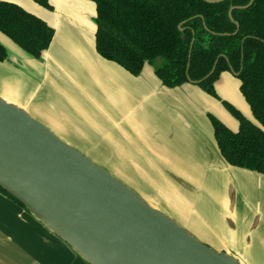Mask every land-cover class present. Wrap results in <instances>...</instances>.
Returning <instances> with one entry per match:
<instances>
[{
	"label": "crops",
	"instance_id": "0c3cea01",
	"mask_svg": "<svg viewBox=\"0 0 264 264\" xmlns=\"http://www.w3.org/2000/svg\"><path fill=\"white\" fill-rule=\"evenodd\" d=\"M2 1L41 18L54 36L36 60L0 33L8 56L0 62V98L27 111L75 149L111 147L112 167L136 170L127 177L136 193V172L150 181L159 176L175 198L138 193L149 205L193 236L204 237L217 252L242 264H264V175L225 162L208 116L233 132L238 122L195 85L168 89L149 65L134 77L103 60L95 48L91 2L49 0L52 10H46L33 0ZM239 87L229 72L214 83L216 95L257 125ZM173 202L182 214L171 208ZM0 264L88 263L0 192Z\"/></svg>",
	"mask_w": 264,
	"mask_h": 264
},
{
	"label": "trees",
	"instance_id": "16d2710c",
	"mask_svg": "<svg viewBox=\"0 0 264 264\" xmlns=\"http://www.w3.org/2000/svg\"><path fill=\"white\" fill-rule=\"evenodd\" d=\"M33 1L52 10L49 0ZM87 1L95 6L96 52L131 76H139L143 67L149 65L168 89L190 84L188 77L191 82L201 81L197 86L217 98L214 83L220 75L237 74L240 93L257 125L227 103L225 107L239 125L236 132L214 116L208 118L225 162L264 175V0H254L247 9L232 11V18L239 25L235 35L236 26L228 11L230 7L246 6L250 0L214 5L202 0ZM0 33L39 60L50 46L54 29L21 6L0 0ZM7 57L0 43V62ZM0 192L23 208L10 195L1 189Z\"/></svg>",
	"mask_w": 264,
	"mask_h": 264
},
{
	"label": "water",
	"instance_id": "95a60500",
	"mask_svg": "<svg viewBox=\"0 0 264 264\" xmlns=\"http://www.w3.org/2000/svg\"><path fill=\"white\" fill-rule=\"evenodd\" d=\"M253 1L230 7L234 35L239 25L232 11ZM0 189L88 264H242L200 242L27 111L1 98Z\"/></svg>",
	"mask_w": 264,
	"mask_h": 264
},
{
	"label": "rangeland",
	"instance_id": "374dc122",
	"mask_svg": "<svg viewBox=\"0 0 264 264\" xmlns=\"http://www.w3.org/2000/svg\"><path fill=\"white\" fill-rule=\"evenodd\" d=\"M195 87H198L199 86H195ZM212 97V96H211ZM214 100H216L222 107V109L228 114L230 115L232 118L235 119V117L233 116V114L230 112L229 109H227L225 107V104L224 103H227L229 104L230 106L233 107V105L231 103H228L224 100H222L218 95H217V98L216 97H212ZM236 109V108H235ZM236 120V119H235ZM237 121V120H236ZM126 137V136H125ZM127 138V137H126ZM78 151H80L81 153H83L85 156L87 155V157H89L91 160H93L97 165L101 166L103 169H105L106 171H108L109 173H111L112 175H117L119 180H121V182H123L125 185L128 186V181H127V177L130 175V176H133V172L135 169L133 168H130V169H127L125 166H116V167H112L111 165V161H112V149L111 147L107 150H95V151H90V150H84L83 148H80V149H77ZM143 152V151H141ZM100 158H104L102 161V159ZM126 162H127V158H126ZM136 163H140L138 160L136 161ZM143 167V166H142ZM136 171V170H135ZM114 175V176H115ZM158 175V174H157ZM157 180L154 179L153 181H150V179H145L144 176H140L137 174L136 172V183L141 187H135V190L141 194L143 197H144V194L145 193H149L151 195H153L154 197H159L160 195H163V196H167L169 194H172L173 197L175 198V195L173 193V191H171L169 189V187L163 183L162 179L159 177V176H156ZM150 185H153L152 187V190L151 188H148ZM137 193V194H138ZM138 194V195H139ZM147 195V194H146ZM148 200V199H147ZM159 203H163V201H159ZM165 204V203H163ZM152 206V205H151ZM157 206V208H160L162 209L161 207H159L158 205H155ZM171 208H173V210L176 212V213H180L182 214L184 211L182 210L181 207L177 206V204L175 202H173V204L171 205ZM159 210V209H158ZM161 211V210H160ZM167 215V214H166ZM180 219V218H179ZM181 220V219H180ZM187 231L189 232H192V230L188 229ZM193 233V232H192ZM191 233V234H192ZM194 234V233H193ZM196 234V233H195ZM196 236H198L196 234ZM197 238V237H196ZM204 237H199L198 236V240L200 242H202L203 244L207 245L208 247H210V245L206 242L205 239H203ZM211 249L215 250L213 247H210ZM216 251V250H215Z\"/></svg>",
	"mask_w": 264,
	"mask_h": 264
},
{
	"label": "flooded vegetation",
	"instance_id": "af4514ba",
	"mask_svg": "<svg viewBox=\"0 0 264 264\" xmlns=\"http://www.w3.org/2000/svg\"><path fill=\"white\" fill-rule=\"evenodd\" d=\"M231 73V72H230ZM233 76H235L237 78V74L231 73Z\"/></svg>",
	"mask_w": 264,
	"mask_h": 264
}]
</instances>
